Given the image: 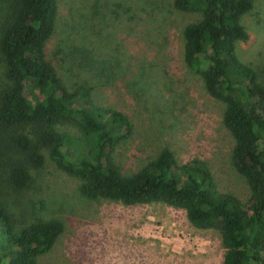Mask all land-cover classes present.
I'll list each match as a JSON object with an SVG mask.
<instances>
[{
    "label": "trees",
    "instance_id": "obj_1",
    "mask_svg": "<svg viewBox=\"0 0 264 264\" xmlns=\"http://www.w3.org/2000/svg\"><path fill=\"white\" fill-rule=\"evenodd\" d=\"M171 7L199 16L182 29L183 63L224 106L222 123L234 140L230 161L245 179L250 200L221 193L203 161L180 165L168 148L137 170L123 172L114 151L131 136L130 120L96 107L91 90L64 81L48 58L58 0H9L0 26V138H6L13 155L4 161L7 183L17 191L27 188L30 168L42 166L45 150L80 180L83 196L181 209L192 226L220 232L223 264H264V81L238 58V46L249 40L243 17L252 0H172ZM81 47L77 54L68 49L79 59L73 63L77 68L101 78L115 74L116 65L100 62L96 47ZM67 125L82 133L88 150L67 153L61 130ZM62 231L56 219L17 229L0 204V264H38Z\"/></svg>",
    "mask_w": 264,
    "mask_h": 264
},
{
    "label": "rangeland",
    "instance_id": "obj_2",
    "mask_svg": "<svg viewBox=\"0 0 264 264\" xmlns=\"http://www.w3.org/2000/svg\"><path fill=\"white\" fill-rule=\"evenodd\" d=\"M171 2L58 0L48 58L64 81L91 90L96 107L119 111L130 120L131 136L114 151L123 172L137 170L168 148L180 165L203 161L221 193L247 203L251 192L230 161L234 140L222 123L224 106L183 63L182 29L199 16L173 10ZM252 3L243 17L249 40L238 46V58L264 81V0ZM8 9L9 0H0V26ZM81 46L96 47L100 62L116 65L115 74L101 78L94 70L88 74L77 68L73 63L79 59L71 52L77 54ZM61 130L69 155L89 149L76 127ZM9 148L2 136L0 204L15 228L38 219L63 224L38 264H223L218 230L198 229L183 210L162 203L89 199L79 191L80 180L60 169L45 150L42 166L30 168L28 187L12 189L4 172V161L13 156Z\"/></svg>",
    "mask_w": 264,
    "mask_h": 264
}]
</instances>
